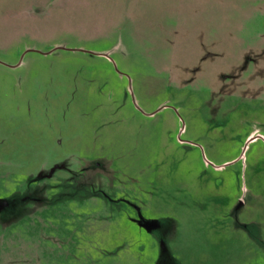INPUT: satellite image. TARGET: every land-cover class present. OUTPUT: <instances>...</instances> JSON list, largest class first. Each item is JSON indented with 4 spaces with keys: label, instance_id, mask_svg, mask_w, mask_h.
I'll return each instance as SVG.
<instances>
[{
    "label": "rangeland",
    "instance_id": "obj_1",
    "mask_svg": "<svg viewBox=\"0 0 264 264\" xmlns=\"http://www.w3.org/2000/svg\"><path fill=\"white\" fill-rule=\"evenodd\" d=\"M256 31L264 0H0V264H264V99L224 81Z\"/></svg>",
    "mask_w": 264,
    "mask_h": 264
},
{
    "label": "crops",
    "instance_id": "obj_2",
    "mask_svg": "<svg viewBox=\"0 0 264 264\" xmlns=\"http://www.w3.org/2000/svg\"><path fill=\"white\" fill-rule=\"evenodd\" d=\"M244 36L245 38L247 37L250 39H255L252 41L250 40L249 44L250 43L251 44L250 46H248L249 48H251L250 50L251 51L253 50L255 53H252L251 54L252 56H249V58L246 60L244 68L241 67L240 70L237 71L235 76L230 74L229 77L224 79V81L225 80H230V82L237 81V80L240 81L241 78H244L246 82L249 83L246 89V96L249 97L252 101H255L257 99H264V31L249 32L248 34ZM216 81L220 83L221 81H223V78L219 77V79ZM255 140H263L264 142V135L261 133L256 134V132H253L247 137L246 142L249 145V143H252ZM236 159H237V162H241L242 161L241 155H239ZM225 165L226 164H220V165H214V166H215V169L221 170L225 167ZM137 202H138L137 203L138 207L140 209V214L143 217L144 222L148 223V225L152 224L153 221L155 220L153 218H148L142 210L143 204L145 206H148L147 203L145 204L144 202H142V204H140V201H137ZM254 223H257V222H254ZM153 229L151 230L150 235H149V237L151 236L152 238L155 232ZM153 249L154 247L152 246V244H150L149 251L154 252ZM161 255H162V251L160 252V256ZM175 260L176 262L179 263V261L176 258Z\"/></svg>",
    "mask_w": 264,
    "mask_h": 264
}]
</instances>
